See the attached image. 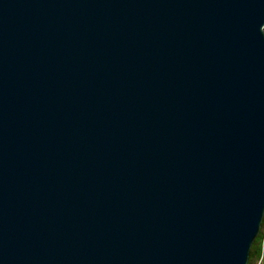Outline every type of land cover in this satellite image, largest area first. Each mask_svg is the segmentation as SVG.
Returning <instances> with one entry per match:
<instances>
[{"label":"water","instance_id":"95a60500","mask_svg":"<svg viewBox=\"0 0 264 264\" xmlns=\"http://www.w3.org/2000/svg\"><path fill=\"white\" fill-rule=\"evenodd\" d=\"M264 212V0H0V264H246Z\"/></svg>","mask_w":264,"mask_h":264},{"label":"trees","instance_id":"16d2710c","mask_svg":"<svg viewBox=\"0 0 264 264\" xmlns=\"http://www.w3.org/2000/svg\"><path fill=\"white\" fill-rule=\"evenodd\" d=\"M246 264H264V212L259 231L250 244Z\"/></svg>","mask_w":264,"mask_h":264}]
</instances>
